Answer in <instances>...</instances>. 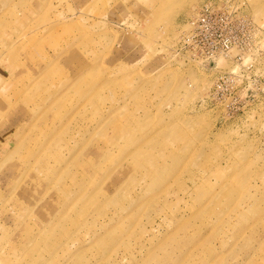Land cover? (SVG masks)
Wrapping results in <instances>:
<instances>
[{
  "label": "rangeland",
  "instance_id": "1",
  "mask_svg": "<svg viewBox=\"0 0 264 264\" xmlns=\"http://www.w3.org/2000/svg\"><path fill=\"white\" fill-rule=\"evenodd\" d=\"M0 1V264H264V0L232 116L176 54L215 0Z\"/></svg>",
  "mask_w": 264,
  "mask_h": 264
},
{
  "label": "built area",
  "instance_id": "2",
  "mask_svg": "<svg viewBox=\"0 0 264 264\" xmlns=\"http://www.w3.org/2000/svg\"><path fill=\"white\" fill-rule=\"evenodd\" d=\"M185 27L178 34L176 54L209 74L207 100L224 115H234L230 102L244 91V57L258 44L259 31L247 7L241 0L208 1Z\"/></svg>",
  "mask_w": 264,
  "mask_h": 264
},
{
  "label": "bare ground",
  "instance_id": "3",
  "mask_svg": "<svg viewBox=\"0 0 264 264\" xmlns=\"http://www.w3.org/2000/svg\"><path fill=\"white\" fill-rule=\"evenodd\" d=\"M160 6H161V8H163L164 9V12H163V14H164V16H165V18H166V20H167V22L168 21H172L173 20V18H174V16H175V13H176V10L174 9V5H175V3H169V1L168 0H162L160 3ZM183 7V6H182ZM180 8V7H179ZM178 8V9H179ZM169 23V22H168ZM167 23V24H168ZM144 143V142H143ZM142 144V143H141ZM140 148V147H139ZM140 156H147L146 154H144V152L142 151V150H140V152L139 153H137L136 154V156L135 157H137V158H139ZM149 158H151V156L149 157Z\"/></svg>",
  "mask_w": 264,
  "mask_h": 264
},
{
  "label": "crops",
  "instance_id": "4",
  "mask_svg": "<svg viewBox=\"0 0 264 264\" xmlns=\"http://www.w3.org/2000/svg\"><path fill=\"white\" fill-rule=\"evenodd\" d=\"M0 3H4V1H0ZM140 152V150H136V151H134L133 153H131L130 155H129V157L132 159V161H133V164H134V166H137V165H139L140 163H141V161L142 160H144V164L145 163H152V162H154V160L153 161H151L152 160V157L151 158H149L150 156L149 155H147V156H140L139 158H137V157H135L136 156V154L137 153H139ZM156 162V161H155ZM152 166H158L156 163L155 164H151ZM159 167V166H158ZM156 170H157V168H156ZM118 171L120 172V173H122L123 171H124V168H123V166H121L119 169H118ZM158 171V170H157ZM160 172V171H159Z\"/></svg>",
  "mask_w": 264,
  "mask_h": 264
}]
</instances>
